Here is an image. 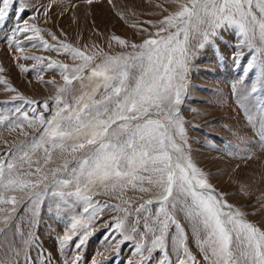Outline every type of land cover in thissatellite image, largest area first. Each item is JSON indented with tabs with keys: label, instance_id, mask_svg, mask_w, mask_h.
<instances>
[{
	"label": "rangeland",
	"instance_id": "rangeland-1",
	"mask_svg": "<svg viewBox=\"0 0 264 264\" xmlns=\"http://www.w3.org/2000/svg\"><path fill=\"white\" fill-rule=\"evenodd\" d=\"M178 10L173 0H93L92 3L88 0H16L7 18L0 19V68L3 69L0 78L7 81L0 84V118L7 117L0 124V162L10 161L9 154L17 153L21 178L38 182L35 188L3 193L6 198L15 196L17 203L15 206L0 204V264H141L142 260L143 264H161L164 260L160 250L142 255L135 251L138 243H151L152 234L144 224L148 221L152 227L157 226L152 221L159 211L156 201L160 189L147 182L143 186L150 189L148 192L129 187L121 195L105 191L103 187L93 189L88 193L91 199L106 205L102 216L92 225L94 231L79 251L73 246L77 237L61 248L59 241L72 217L86 214L83 212L85 201L74 194L75 184L58 182L73 180L72 169L78 167L73 156L83 153L55 150L46 162L45 152L39 148L30 153L33 161L30 167L27 162L19 161L17 150L40 140L45 131L40 118L53 119L58 110V95L63 97L60 105L63 107L64 103L74 102L73 94L86 90L87 80L83 85L74 80L72 94L59 93L65 84L62 70L49 65L73 68L82 63L64 51V45L95 55L97 62L104 55H129L137 51L132 44H142L154 36L164 27L162 21ZM25 25L39 28L49 47L39 40H29L27 37L34 35L31 31L18 30ZM217 31L218 36L210 37L212 42L203 49L197 46L201 37L195 32L190 35L195 55L189 66L187 92L180 105L186 143L177 139L205 174L213 194L264 231V113L261 111L264 80L258 67L248 69L247 65L257 54L241 44L238 30L226 27ZM114 37L124 39L128 46L120 45ZM8 84L15 91H9ZM253 87L258 90L253 92ZM102 94L103 89L96 98ZM16 124L22 127L13 128ZM28 150L23 147V151ZM66 161L67 169L63 167ZM37 168L41 171L37 172ZM173 197L183 200L175 191ZM148 200L153 203L147 204ZM141 204L145 205L144 209H139ZM117 205L127 212L117 211ZM168 208L183 226L196 264H209L183 205L178 202L175 209L171 204ZM117 219L126 221L124 234L132 239L116 243L120 241L119 234H114L115 240L112 239L110 229ZM133 227L138 232H132ZM174 232L171 226L169 237ZM200 238H204L203 233ZM235 250L239 255L240 249ZM77 255L79 261L75 262ZM168 256L176 264L177 254L170 239Z\"/></svg>",
	"mask_w": 264,
	"mask_h": 264
},
{
	"label": "snow or ice",
	"instance_id": "snow-or-ice-1",
	"mask_svg": "<svg viewBox=\"0 0 264 264\" xmlns=\"http://www.w3.org/2000/svg\"><path fill=\"white\" fill-rule=\"evenodd\" d=\"M15 2L0 0V19L7 18L8 10ZM173 3L178 4L179 10L162 21L164 27L154 36L142 44H132L131 47L137 49L132 54L104 55L97 62L95 55H88L70 45L63 46L74 60L82 63L73 68L49 65L62 70L65 84L59 93L72 94L74 80L82 85L87 80L86 90L79 95L73 94L74 102L64 103L63 107H60L63 97H56V115L51 121L40 118L41 124L45 125L42 137L38 142L23 146L28 151H23V147L18 149V159L31 167L30 153L39 148L45 152L46 162L51 160V153L55 150L83 153L79 157L73 156L78 165L72 169L73 180L58 182L75 184L74 194L85 201L83 212L86 214L72 217L59 241L61 248L77 237L73 246L79 251L94 231L92 225L102 216L106 205L91 199L88 193L93 189L103 187L105 191L121 195L129 187L148 192L150 189L143 186L147 182L160 189L156 201L159 211L152 221L157 226L145 222L144 227L153 238L150 245L146 241L138 243L135 247L137 254L160 250L164 255L161 264H172L168 256L170 239L177 254L176 264H196V257L187 246L185 230L168 208L171 204L175 209L179 202L194 223L197 243L209 264H264V231L243 219V213L233 211L231 205L213 194L214 189L205 174L183 148L181 142L186 143V137L180 114V105L187 92L190 62L195 55L190 45L193 32L201 37L197 46L203 49L212 42L210 37L218 36V29H237L241 44L257 54L247 65L248 69L258 67L264 80V59L258 60V57H264V0H173ZM18 30L31 31L34 35H29V40H39L49 47L35 25H25ZM114 39L120 45L128 46L124 39ZM19 50L23 52V48ZM86 72L89 74L85 75ZM0 84H7V81L0 78ZM7 87L9 91H15L10 84ZM101 89L103 94L97 99ZM257 90L256 87L252 89L253 92ZM44 107L47 108V104ZM261 111L264 113V107ZM5 120L7 117L0 118V124ZM28 123L32 125V121ZM15 127L22 125L16 124ZM9 155L12 157L10 161L0 162V204L15 206L16 197L6 198L3 193L35 188L38 182L22 179L18 171L20 165L16 162L17 153ZM63 167L67 169V161ZM174 191L183 200L174 198ZM152 203V200L147 201L149 205ZM115 208L127 212L118 205ZM144 208V204L139 205V209ZM136 222L139 223L138 218ZM125 223V220L117 219L111 226L112 239L115 240L114 234L120 236L116 243L132 239L124 234ZM171 226L175 232L169 237ZM132 232H138V228L133 227ZM236 248L240 249L239 255ZM78 261L79 255L75 257V262Z\"/></svg>",
	"mask_w": 264,
	"mask_h": 264
}]
</instances>
